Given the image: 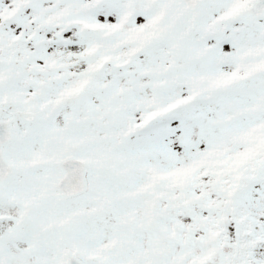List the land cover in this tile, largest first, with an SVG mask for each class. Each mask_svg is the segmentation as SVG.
Wrapping results in <instances>:
<instances>
[{
  "label": "snow or ice",
  "instance_id": "1",
  "mask_svg": "<svg viewBox=\"0 0 264 264\" xmlns=\"http://www.w3.org/2000/svg\"><path fill=\"white\" fill-rule=\"evenodd\" d=\"M0 264H264V0H0Z\"/></svg>",
  "mask_w": 264,
  "mask_h": 264
}]
</instances>
